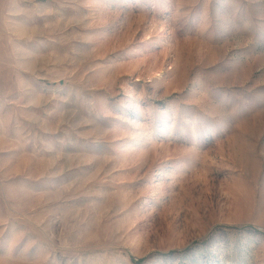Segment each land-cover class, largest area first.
I'll return each mask as SVG.
<instances>
[{"label": "rangeland", "instance_id": "374dc122", "mask_svg": "<svg viewBox=\"0 0 264 264\" xmlns=\"http://www.w3.org/2000/svg\"><path fill=\"white\" fill-rule=\"evenodd\" d=\"M0 264H264V0H0Z\"/></svg>", "mask_w": 264, "mask_h": 264}]
</instances>
